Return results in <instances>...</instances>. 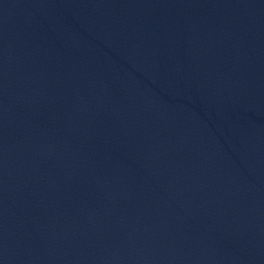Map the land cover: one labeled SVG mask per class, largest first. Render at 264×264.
Instances as JSON below:
<instances>
[{"label": "water", "instance_id": "obj_1", "mask_svg": "<svg viewBox=\"0 0 264 264\" xmlns=\"http://www.w3.org/2000/svg\"><path fill=\"white\" fill-rule=\"evenodd\" d=\"M0 264H264V0H0Z\"/></svg>", "mask_w": 264, "mask_h": 264}]
</instances>
